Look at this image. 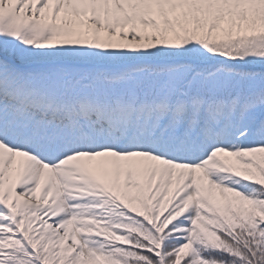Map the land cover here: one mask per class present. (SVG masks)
I'll use <instances>...</instances> for the list:
<instances>
[{
  "label": "trees",
  "instance_id": "trees-1",
  "mask_svg": "<svg viewBox=\"0 0 264 264\" xmlns=\"http://www.w3.org/2000/svg\"><path fill=\"white\" fill-rule=\"evenodd\" d=\"M259 1L250 3L243 0L229 4L226 0H194L190 5L185 3L179 11L168 5L160 9L161 23L152 18L144 20L138 14L136 20L142 24L141 29L127 24H112L110 21L104 25L97 19L93 25L94 39L97 43L101 42V51L96 55V60L105 58L115 61L134 56L226 60L232 68L227 69L231 71L228 79L234 82L232 77H238L248 83L250 93L247 99H242L248 101L259 88L257 84L252 86L250 83L257 79L264 82V1ZM69 48L63 54H58L56 50L46 54L42 49L40 56L46 59L54 54L55 58L93 62L92 56L85 54L79 57L77 50ZM53 57L49 58L50 61L54 60ZM243 67L250 69L246 71ZM162 71L151 70L146 73L148 77L142 76L137 83L142 86L147 79L156 81L159 77L152 75H160ZM235 89L237 86L232 84L230 91L222 94L224 100L233 103L240 100L238 94L234 93ZM261 93L264 98V89H261L255 95L257 98L254 102H248L249 110L263 104L258 99ZM205 100L209 104L218 101L217 107L224 105L219 95L214 93L205 95ZM244 104L248 107L246 102ZM218 155L220 159L212 161L214 170H202L200 175L210 195H214L215 190L223 199L229 195L243 201L244 209L231 228L226 227V222L234 218L232 210L222 217L198 211L191 189L185 193H181L179 188L173 191L169 188L172 182L166 181L168 188L161 192L158 183L147 180L134 188L125 184L122 202H110L104 212H95L91 203L85 202L84 215L90 217L97 213L98 216L91 225L82 221L85 216L75 215L85 235H76L71 245L62 243L63 238L57 231L48 228L46 237L39 239L44 245L34 246L45 264H264V168L259 169L260 183L243 181L228 173L225 155L222 152H218ZM170 177L167 173L166 180ZM116 192L121 193L120 186H117ZM171 192L174 196H169ZM167 193L169 197L164 199ZM115 199V195L110 193L105 201L108 203ZM184 207L189 209V213L181 222H177L175 212ZM92 227L107 229L110 234L106 232L108 239L89 234ZM42 233L40 230L38 236ZM3 248L5 254L0 264H25L23 260L31 262L22 250ZM17 258L22 261L15 260Z\"/></svg>",
  "mask_w": 264,
  "mask_h": 264
},
{
  "label": "rangeland",
  "instance_id": "rangeland-1",
  "mask_svg": "<svg viewBox=\"0 0 264 264\" xmlns=\"http://www.w3.org/2000/svg\"><path fill=\"white\" fill-rule=\"evenodd\" d=\"M0 2L2 13L0 12V41H5V44L9 43L8 39H12L17 32L21 30H28L31 34L37 38H42L47 32H54L56 30L55 17H57V11L60 10L64 16L71 17L73 12L81 13L85 12L89 18H92L93 13L98 8H101L105 14L106 10H109L115 18L118 16L119 7L127 13L134 11V6L137 2L143 0H7ZM165 0H149L151 8L154 14L157 13V4L164 3ZM172 1V0H171ZM175 3H179L182 0H173ZM239 0H229L231 3L238 2ZM256 2L257 0H248ZM264 1V0H261ZM260 3V1L258 0ZM156 12V13H155ZM46 20L43 24L42 21ZM6 46V45H3ZM13 64V63H12ZM11 65V64H10ZM16 64H14L15 66ZM61 65L60 71L70 73L73 77L76 73V69L73 63H59ZM8 66V65H7ZM1 67V65H0ZM190 67V66H189ZM186 66L175 69L174 71L178 75L194 73L190 71ZM2 68V67H1ZM10 72L29 73V69L23 66H17L14 69H10V66L5 68ZM65 69V70H64ZM5 71V70H4ZM90 70L86 69V74L89 76ZM6 74V73H5ZM4 74V76H5ZM81 74V73H80ZM100 72H96L99 75ZM89 79V77H88ZM2 129L0 128V131ZM226 155V154H225ZM60 155L56 153L50 162H44L43 165H47L49 171L45 175L46 182L39 184L37 178L30 175L27 178L18 177L13 179L16 185H13L9 179L0 172V204L8 205V199L11 202H16L18 205L11 204L12 211L3 209L2 215H0V222L3 221V217L7 219V226L0 228V231L11 232L13 236L9 237L5 234H0V260L4 259L3 255L5 250L3 247H15L20 246L21 240L31 244L44 245L43 241L38 238H33L30 231L29 223L25 220L16 221L15 216L21 212V209H32L30 215V223H40L44 220L43 216L38 213L36 209L40 208V203H37L30 197L23 194L29 189H32L36 199L46 197L48 201V208L54 214L66 213L68 204L66 197L71 196L72 193H80L81 189L78 187L70 186L69 188L63 185V179L72 183L84 184L86 186L101 184V187L106 192H113V186L111 185L114 178L118 174L117 183L121 187L123 181H126L128 177V171H132L138 175H146L149 172H159L164 174L165 163L162 160L144 156L142 153H130L121 155L114 150H98L93 152H77L71 156L66 153L61 154L63 166L57 170L56 161ZM225 168L229 171H233L236 175H239L242 179L247 181H253L258 184L261 181L259 175V169L264 168V148L254 149L234 155H226ZM1 165V164H0ZM5 169H11V163L7 162ZM5 172V170L3 169ZM161 180H165L166 177L159 175ZM200 195L197 194V201L207 214H213L217 217H222L227 214L228 210H232L234 218H230L226 223L228 228H231L235 224L236 217L243 211V201L240 198L225 195V198L218 195H210L207 187L204 184L200 185ZM122 188V187H121ZM163 189H161V192ZM122 196L124 193H120ZM2 199V201H1ZM1 210V209H0ZM41 218V219H40ZM46 222L43 221L40 227L48 229ZM64 228H68L69 232L66 234L67 239H71V233L69 224L60 223ZM28 226V227H27ZM199 227V226H198ZM223 233L228 235L225 229H222ZM172 231H170L171 233ZM91 235H99L98 230H91ZM65 237V238H66ZM243 239L239 240L241 242ZM62 243H64L62 241ZM100 264H106L101 262Z\"/></svg>",
  "mask_w": 264,
  "mask_h": 264
},
{
  "label": "bare ground",
  "instance_id": "bare-ground-1",
  "mask_svg": "<svg viewBox=\"0 0 264 264\" xmlns=\"http://www.w3.org/2000/svg\"><path fill=\"white\" fill-rule=\"evenodd\" d=\"M4 1L7 4L9 1ZM12 161L11 169H5V162ZM0 172H3L4 175L9 179V181L15 184L13 179H17L18 177L27 178L31 174L37 176L42 183L45 179V166L40 165L32 156L27 153L14 151L7 146L0 143ZM5 170V172L3 171Z\"/></svg>",
  "mask_w": 264,
  "mask_h": 264
}]
</instances>
